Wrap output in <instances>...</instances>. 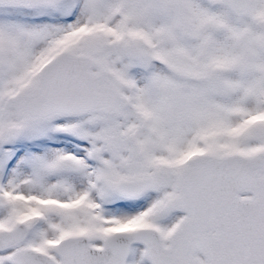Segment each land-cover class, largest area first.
<instances>
[{
    "label": "snow or ice",
    "instance_id": "6c2138e0",
    "mask_svg": "<svg viewBox=\"0 0 264 264\" xmlns=\"http://www.w3.org/2000/svg\"><path fill=\"white\" fill-rule=\"evenodd\" d=\"M0 264H264V0H0Z\"/></svg>",
    "mask_w": 264,
    "mask_h": 264
}]
</instances>
